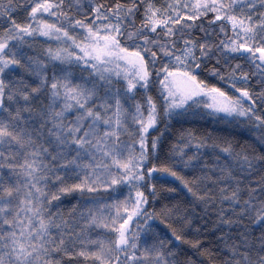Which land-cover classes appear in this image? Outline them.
Returning a JSON list of instances; mask_svg holds the SVG:
<instances>
[{
	"label": "snow or ice",
	"instance_id": "snow-or-ice-1",
	"mask_svg": "<svg viewBox=\"0 0 264 264\" xmlns=\"http://www.w3.org/2000/svg\"><path fill=\"white\" fill-rule=\"evenodd\" d=\"M0 264H264V0H0Z\"/></svg>",
	"mask_w": 264,
	"mask_h": 264
},
{
	"label": "trees",
	"instance_id": "trees-1",
	"mask_svg": "<svg viewBox=\"0 0 264 264\" xmlns=\"http://www.w3.org/2000/svg\"><path fill=\"white\" fill-rule=\"evenodd\" d=\"M188 119L194 120V121H196V123H194L192 125H185V127L194 126V127L203 128V127H211L212 126L210 120H208V119H201L200 117H196V118L189 117ZM173 124L175 125V127L172 129V131H173V134L175 135L176 129H179L180 125L176 124L175 121H173Z\"/></svg>",
	"mask_w": 264,
	"mask_h": 264
}]
</instances>
